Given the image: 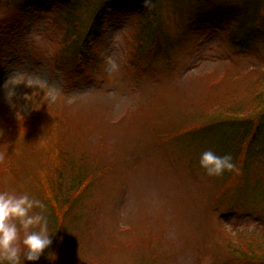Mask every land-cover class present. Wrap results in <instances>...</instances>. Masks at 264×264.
<instances>
[{
    "label": "rangeland",
    "instance_id": "1",
    "mask_svg": "<svg viewBox=\"0 0 264 264\" xmlns=\"http://www.w3.org/2000/svg\"><path fill=\"white\" fill-rule=\"evenodd\" d=\"M68 2L78 14L85 5ZM215 2L221 13L192 0L161 2L162 39L171 48L149 64V43L140 38L156 29H142L146 21L130 8L104 24L90 50L97 61L66 65L59 60L66 7L28 15L0 8V132L23 115L60 121L55 138L105 171L67 213L85 215L54 264H264V218L255 212L264 205L237 199L231 189L239 183L199 166L210 150L203 130L251 114L256 104L243 103L264 69V49L256 56L255 48L248 55L230 45L242 39L240 19L229 20L240 0ZM254 11L251 27L264 36V0ZM17 143L0 147V162L17 153ZM247 168L264 182V163ZM21 178L15 187L25 186ZM0 184L17 191L7 172ZM51 250L26 264H48Z\"/></svg>",
    "mask_w": 264,
    "mask_h": 264
},
{
    "label": "trees",
    "instance_id": "2",
    "mask_svg": "<svg viewBox=\"0 0 264 264\" xmlns=\"http://www.w3.org/2000/svg\"><path fill=\"white\" fill-rule=\"evenodd\" d=\"M68 1L0 0V8L28 15L31 13L45 14L52 9H57V7H66L67 11L63 10L66 13L67 35H65L62 50L65 52L59 59L61 61L63 58V65L71 61H97L95 57L91 56L90 50L94 43L101 38L104 24L117 18L124 8H130L131 12L135 13L139 19L146 21L142 29L148 26H153L156 29L154 37L146 36L145 38H140L149 43L146 52L147 64H149L160 53H166L171 48V45L162 39L163 33L159 24V21H161L160 3L167 1L182 2L184 0H84L85 5L81 12L78 10L79 14L69 5ZM192 1H195L198 6L209 10L211 13H221L220 9L222 8L214 7L216 4L215 0ZM260 2L261 0H240V5L235 8V15H231L232 19H229L234 23L236 18H238L241 22L238 24L237 30L242 35V39L236 40L232 37L230 40L231 47L237 53L250 55V50L255 48L257 56L264 49V36L251 27L252 21L256 16L254 10L257 9ZM251 8H253L252 14ZM194 31H198V29L195 28ZM257 35L262 36V38L256 39ZM256 78L258 79L256 87L249 92L250 99L247 98L246 102L243 103L256 104L255 108L252 106L247 108L251 112L249 115L252 116L230 117L209 124V127L203 130L205 132L200 139L205 140L207 148L217 155H232L237 170L226 172L222 176L228 175L233 178L234 182L239 183L231 189L237 199L258 200L260 201L258 206L261 208L264 205L263 179L260 175L251 173V170L247 168L248 163L253 164L254 170L258 164L264 163V69ZM231 114L236 115L234 112ZM37 119L33 115L30 118L23 115L19 126L14 129L8 127L0 132L2 141L0 147H4L6 144L9 145V142H18L17 153L9 156V160H12L13 157L15 158L14 161L19 160L17 165L14 164V161L10 164L9 160H1L0 174L3 172L9 174L13 191L17 190L14 192L15 194L27 193L31 197L38 199L43 205L42 208L34 209V211L40 212L46 217L53 243L57 241L55 244L57 249H54L55 245L52 243L45 253L46 255L52 248V253L50 254L52 262L50 261L48 264H54L56 257H58V248H62L72 239L75 227L79 225L85 215L83 211L80 213H67L80 197L84 196L83 198L86 199L89 197L91 189L96 185L99 176L105 171L89 168L90 160L86 155H82V153L79 156L73 155L69 152V150L74 148L73 146L62 144L58 138H55L56 127L62 125L60 121H49V119L44 118V120ZM55 145L60 146L61 149H51ZM21 161L23 165L20 163ZM44 161L49 164V168L42 170L45 167ZM30 166L33 167V171ZM39 173L41 174L39 175ZM22 174L25 186L15 187L16 183L22 179ZM6 190L0 184V192ZM54 207L59 211L56 217L52 215ZM261 210L262 212L259 210H255V212L264 218V208ZM60 215L64 217L66 215V221L62 220V217L60 220L58 217ZM261 221L264 223L263 220ZM70 223H72L71 227L69 226ZM237 237L244 239L240 235ZM65 241L66 243L63 245ZM260 241L264 244L263 240ZM260 241L259 244H261ZM233 252L232 250L231 254ZM23 255L24 253H21L22 264ZM45 255H42L40 260ZM241 257L244 259L243 255ZM24 264H26V261H24ZM44 264H47L46 258Z\"/></svg>",
    "mask_w": 264,
    "mask_h": 264
},
{
    "label": "clouds",
    "instance_id": "3",
    "mask_svg": "<svg viewBox=\"0 0 264 264\" xmlns=\"http://www.w3.org/2000/svg\"><path fill=\"white\" fill-rule=\"evenodd\" d=\"M199 166L209 177L237 170L232 155L221 156L212 150L201 154ZM42 207L38 199L27 193L0 192V264H22V248L23 264L39 261L44 250L52 245L46 217L34 211Z\"/></svg>",
    "mask_w": 264,
    "mask_h": 264
}]
</instances>
